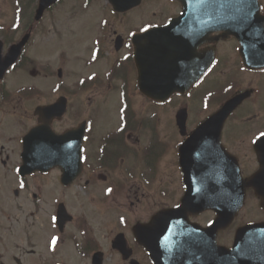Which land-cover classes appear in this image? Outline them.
<instances>
[{
  "label": "flooded vegetation",
  "instance_id": "flooded-vegetation-1",
  "mask_svg": "<svg viewBox=\"0 0 264 264\" xmlns=\"http://www.w3.org/2000/svg\"><path fill=\"white\" fill-rule=\"evenodd\" d=\"M39 1L0 0V62L28 38L0 79V264H153L135 227L181 203L186 193L184 163L194 167L199 153H210L219 167H227L221 161H227L226 156L237 160L245 178L264 169V37L211 31L199 46L201 59L179 64L180 69L198 62L207 65L202 77L186 92L156 101L140 90L134 39L178 16L179 2L153 0V7H145L148 0H142L120 10L107 0L103 5L98 0H59L38 20ZM258 1L264 21V0ZM73 15L84 16L78 24L80 46L87 62L98 68L82 76L77 93L60 88L49 101L36 105L66 97L68 111L52 122L54 130L63 134L85 126L81 172L66 183L59 166L22 171L25 136L40 121L34 112L21 113L29 99L19 75L37 71L43 21L59 23ZM46 27L63 31L54 24ZM63 76L64 71L58 77ZM240 94L247 95L223 124L196 135L204 120ZM75 95L81 97L80 113L68 121ZM190 217L196 221L199 216ZM250 222H264V205L252 188L219 243L231 247L236 229Z\"/></svg>",
  "mask_w": 264,
  "mask_h": 264
},
{
  "label": "water",
  "instance_id": "water-1",
  "mask_svg": "<svg viewBox=\"0 0 264 264\" xmlns=\"http://www.w3.org/2000/svg\"><path fill=\"white\" fill-rule=\"evenodd\" d=\"M57 0H41L38 10L42 12ZM115 7L127 8L140 3L141 0H110ZM182 3V14L171 20L163 27L152 29L145 35L147 42L140 41L138 50L142 61L143 51L150 56L151 71L155 75L150 79L151 85L142 88L144 92L155 98H161L165 92L168 94L180 90L178 70L176 64L179 59L196 51L204 42L209 33L214 30H224L238 36L247 37L264 33V21L259 13L258 0H179ZM149 40V41H148ZM193 40V42H191ZM26 38L17 47H13L8 54L7 61L0 62V78L8 66L16 60L25 44ZM191 42V43H190ZM194 45H197L194 48ZM147 46V47H146ZM194 48V49H193ZM188 53L187 51L192 50ZM187 54L182 55V53ZM169 61V62H167ZM141 83L146 78V70L140 65ZM163 82V83H162ZM164 82H168V89H163ZM243 97H236L227 102L217 114H229ZM65 99H61L52 106H40L36 113L41 116L43 123L30 130L25 138L23 157L25 170H46L55 164H61L64 170V181L71 180L79 171V146L82 129H74L63 135L53 132L50 123L54 116L64 112ZM202 129H207L203 126ZM66 146L70 148L67 149ZM200 172V170H199ZM231 177H238L232 171ZM253 186L261 189L258 177L249 181L237 183L232 180L230 188L232 197L229 200L192 198L191 186L183 205L157 214L150 223L140 227V241L147 246L152 254L155 264H225L224 248L217 245L216 239L220 229L226 228L241 207L244 199V188ZM222 186L221 188H223ZM213 208L218 216L209 227L190 222L188 211L200 212ZM246 232L257 233L254 241L264 244V224L260 228L251 226ZM246 230V229H245ZM147 234L151 240L146 239ZM245 231L237 234L234 250L246 249L254 251L253 247L246 246ZM243 264H255L246 259Z\"/></svg>",
  "mask_w": 264,
  "mask_h": 264
},
{
  "label": "rangeland",
  "instance_id": "rangeland-1",
  "mask_svg": "<svg viewBox=\"0 0 264 264\" xmlns=\"http://www.w3.org/2000/svg\"><path fill=\"white\" fill-rule=\"evenodd\" d=\"M79 1V0H68V2ZM150 2V4L148 3ZM145 7H153V0H148ZM105 4L104 0H98L96 3ZM160 2V1H157ZM60 8L64 7V4L59 6ZM137 14V13H136ZM83 15H73L67 19L61 20L59 23L53 21L49 22L47 18L40 26L41 32L38 36V45H37V71L33 73H21L19 76L23 83V94L24 97L26 94L30 95L31 92L33 96L28 97V101L23 103V109L21 113L23 115L33 114L34 109L38 103L47 102L52 97H54L60 88H63L67 91H72V93L78 92L79 83L82 80V76L88 74L90 71L97 70L98 66L96 63H88L87 55L85 53V48L80 46L79 39H82L80 36L78 24L82 20ZM49 24L51 27L53 24L56 27L62 26V32L55 33V28H47L46 25ZM67 50L68 52H64ZM62 68L64 71V76L62 80L58 77V69ZM34 75V76H33ZM70 84V88L67 86ZM73 98V110L68 117V121H74L78 119L79 116V107L81 97L75 95ZM170 109H167L166 121L168 120V112ZM81 113L82 110L80 109ZM89 112V110L87 111ZM97 116L99 115L96 114ZM73 123V122H72ZM32 124V123H31ZM249 212L252 210L251 214L255 212V202L252 200L250 206H248ZM198 220L206 223L211 219L209 216H200ZM224 238V235H221V239ZM13 253H17L16 249L12 248Z\"/></svg>",
  "mask_w": 264,
  "mask_h": 264
},
{
  "label": "snow or ice",
  "instance_id": "snow-or-ice-1",
  "mask_svg": "<svg viewBox=\"0 0 264 264\" xmlns=\"http://www.w3.org/2000/svg\"><path fill=\"white\" fill-rule=\"evenodd\" d=\"M262 135H264V133H262ZM107 191L110 193L112 191V189H108ZM53 219H55V218L53 217Z\"/></svg>",
  "mask_w": 264,
  "mask_h": 264
}]
</instances>
